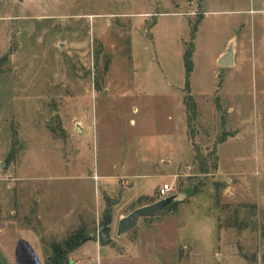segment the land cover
I'll return each mask as SVG.
<instances>
[{"label":"rangeland","instance_id":"374dc122","mask_svg":"<svg viewBox=\"0 0 264 264\" xmlns=\"http://www.w3.org/2000/svg\"><path fill=\"white\" fill-rule=\"evenodd\" d=\"M230 43L235 62L218 63ZM4 55L1 217L38 229L102 201L96 263L264 264V0H0ZM198 150L215 151L208 172ZM165 182L177 207L118 234Z\"/></svg>","mask_w":264,"mask_h":264},{"label":"crops","instance_id":"0c3cea01","mask_svg":"<svg viewBox=\"0 0 264 264\" xmlns=\"http://www.w3.org/2000/svg\"><path fill=\"white\" fill-rule=\"evenodd\" d=\"M261 126L264 128V121ZM17 185L19 190L21 183L18 182ZM141 194H144L142 196H152L153 193L145 190ZM102 206V201H97L94 205H87L83 202L76 208L65 209L59 215L57 224L51 222V225L45 224L38 229L19 223L16 217L0 216V264H47L48 258L52 254L51 243L64 241L85 222L94 221L96 223ZM52 210L56 212L57 209L52 208ZM48 214L49 212L44 211L43 218L48 217ZM90 233L93 238L70 251L69 264L96 263L94 256L90 254L94 252L91 251L95 250L98 253L106 244L100 242L97 233ZM96 261L101 264L98 256Z\"/></svg>","mask_w":264,"mask_h":264},{"label":"trees","instance_id":"16d2710c","mask_svg":"<svg viewBox=\"0 0 264 264\" xmlns=\"http://www.w3.org/2000/svg\"><path fill=\"white\" fill-rule=\"evenodd\" d=\"M194 48H188L185 51L184 61H185V68H186V81H185V90L187 91L185 96V104L187 108V118H188V124L190 127H194V122H197L198 120V104L194 97V95L191 92V86H190V76L191 71L194 66V61L192 58ZM8 59V55H4L0 57V72L3 70V64L5 60ZM193 130V129H192ZM226 135H222L220 140H225ZM214 150V149H213ZM199 151V150H198ZM197 151V152H198ZM215 152V151H213ZM211 153L210 157L217 159V156L215 153ZM208 156L203 155L202 151H199L196 155V159L201 163L200 170L202 172H208L209 171V163L208 159L210 158ZM214 167H217V162L215 161ZM194 190L192 189L190 192L192 193ZM108 198V197H107ZM140 200H144L145 202H152L157 199V197L145 195L140 196ZM177 200L171 203L168 207L173 208L177 207ZM112 211L111 207L108 206L104 209L103 214L101 215L99 219V239L102 244H108L111 241L110 236V223L112 221ZM93 238L91 233L87 230L86 224H81L78 229H76L73 233H71L64 241L58 242L54 241L51 243L52 247V254L48 258L47 264H69L70 258L69 253L72 251L75 247L83 244L85 241Z\"/></svg>","mask_w":264,"mask_h":264},{"label":"water","instance_id":"95a60500","mask_svg":"<svg viewBox=\"0 0 264 264\" xmlns=\"http://www.w3.org/2000/svg\"><path fill=\"white\" fill-rule=\"evenodd\" d=\"M235 62L234 59V47L233 43H230L227 47L226 52H224L218 59V63L223 65H231ZM177 198L176 195H167L165 197H160L156 199L155 201L145 203L142 205H139L135 207L133 210H131L129 213L124 214L120 217L117 225V233L122 234L126 233L129 230L133 229L139 219L142 216H146L152 213H155L159 210H161L164 207L169 206L171 203L176 201Z\"/></svg>","mask_w":264,"mask_h":264},{"label":"built area","instance_id":"2783aa9c","mask_svg":"<svg viewBox=\"0 0 264 264\" xmlns=\"http://www.w3.org/2000/svg\"><path fill=\"white\" fill-rule=\"evenodd\" d=\"M172 188H173V185L171 183L165 182L160 187L159 196L160 197H165V196L169 195L171 193ZM97 264H99V263H97Z\"/></svg>","mask_w":264,"mask_h":264}]
</instances>
